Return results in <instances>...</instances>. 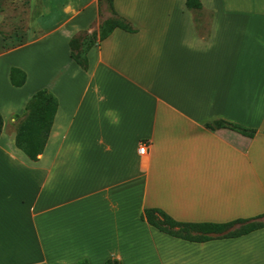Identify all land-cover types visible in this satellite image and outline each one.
<instances>
[{"label": "crops", "instance_id": "1", "mask_svg": "<svg viewBox=\"0 0 264 264\" xmlns=\"http://www.w3.org/2000/svg\"><path fill=\"white\" fill-rule=\"evenodd\" d=\"M108 1L41 0L30 38L7 51L0 32V264H209L214 252L225 257L212 264H264V227L193 242L141 219L145 209L196 224L264 214V0H200L206 39L186 0H112L135 31L98 40L84 69L70 42L99 36ZM40 90L58 106L34 161L16 144V118Z\"/></svg>", "mask_w": 264, "mask_h": 264}, {"label": "trees", "instance_id": "2", "mask_svg": "<svg viewBox=\"0 0 264 264\" xmlns=\"http://www.w3.org/2000/svg\"><path fill=\"white\" fill-rule=\"evenodd\" d=\"M112 0H109L110 8L112 9L113 18L107 22H104L101 26L99 36L97 33L91 36L87 33H81L80 36L84 38L73 37L71 46L72 58L84 69L88 68L87 53L92 46H94L98 40L105 39L110 33L116 29L121 28L127 31H135L130 25L127 19L119 16L112 7ZM186 5L194 15H196V27L200 36L204 39L208 38L209 31L204 30L197 19L198 13H203L202 4L200 0H186ZM81 40L80 42L78 40ZM23 44V43H22ZM19 44V45H22ZM19 45L9 46L5 44V50H10L18 47ZM11 81L16 86H22L26 82V74L17 68L11 70ZM58 102L57 99L50 94L47 90H40L35 93L27 106V118L23 125L18 128V134L16 137L17 146L22 149L31 160H38V156L44 151L50 130L53 124V120L57 111ZM4 119L0 114V136L3 131ZM216 127H229L242 135L253 137L254 129H249L244 126L231 124L224 120L216 122ZM214 129V127L209 126ZM141 219L146 221L151 226L157 228L161 232H164L170 236L181 238L193 242H206L215 239L209 234H223L221 237H239L255 230L264 227V214L258 215L250 219H240L225 224H196L178 222L171 216L166 214L160 209H145L141 214ZM235 224H242L241 228L234 232L226 233ZM78 264H89L86 259L80 260ZM106 264H122L118 259L110 258L106 261Z\"/></svg>", "mask_w": 264, "mask_h": 264}, {"label": "rangeland", "instance_id": "3", "mask_svg": "<svg viewBox=\"0 0 264 264\" xmlns=\"http://www.w3.org/2000/svg\"><path fill=\"white\" fill-rule=\"evenodd\" d=\"M40 1L41 0H0V14L5 15L6 17L5 23H3V25L0 27V32L3 34L4 39L7 40V44L9 46L19 45L28 41L30 38V29L33 26L32 20H34V18L38 16V13H40ZM197 17L204 20L203 29L206 30L207 15L205 13H198ZM112 18L113 15L103 21V23L109 21ZM33 33L34 35L31 38L39 36L37 31H34ZM83 33H87L90 36L95 34L94 32ZM76 36L78 38H84L79 34ZM78 41L80 42L81 40L79 39ZM26 118L27 115H25L23 118H16L19 119L16 121L18 122V128L23 125V123L26 121ZM224 257L225 256L222 254H216L214 252L213 255H210L209 264L218 263L219 260H222L221 262H223Z\"/></svg>", "mask_w": 264, "mask_h": 264}, {"label": "built area", "instance_id": "4", "mask_svg": "<svg viewBox=\"0 0 264 264\" xmlns=\"http://www.w3.org/2000/svg\"><path fill=\"white\" fill-rule=\"evenodd\" d=\"M138 153L142 159L146 160L148 158V155H149L148 144H141L139 146Z\"/></svg>", "mask_w": 264, "mask_h": 264}]
</instances>
